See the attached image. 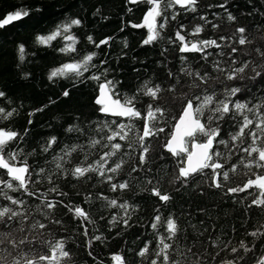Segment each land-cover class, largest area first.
I'll list each match as a JSON object with an SVG mask.
<instances>
[{
    "label": "snow or ice",
    "instance_id": "snow-or-ice-1",
    "mask_svg": "<svg viewBox=\"0 0 264 264\" xmlns=\"http://www.w3.org/2000/svg\"><path fill=\"white\" fill-rule=\"evenodd\" d=\"M127 2L129 4L142 3L147 6L140 23L130 22L132 28L146 29L147 34L142 44L151 45L166 39L167 43L173 45L175 50L181 53L179 56L181 66L176 73L172 70L168 71L167 75L173 82L166 89L161 84L145 81L131 95L118 92L116 87L118 82L107 78L108 69L105 68L98 74L91 71L93 68H98L94 63L99 55L96 51L51 70L48 76L50 81L56 78H69L73 84L84 82L85 79L95 81L98 95L94 103L98 106V112L113 119L94 122V126H90V132L79 125H69L65 132L76 133V140L63 144L59 151H53L58 138L50 136L41 144L40 153L52 152L51 158L45 161V165L51 167H37L29 163V157L37 154L36 149L25 151L20 146L28 135L29 129L25 128L24 132L20 133L11 128L0 127V200L4 201L0 204V226L7 229V231H0V264H69L71 262L72 253L67 249L65 238L38 239V237L52 236L51 232L45 233L44 231L49 224H63V221L53 216L58 204L66 207L72 213L73 219L80 222L79 227L83 229L81 234L86 238L88 249L92 248L95 241H104L106 237L103 234H94L89 237V229L86 225L95 224V221L84 207L63 204L62 200L49 198L51 193L57 196L67 195L59 191V186L54 184V178H67L70 175L74 180H81L91 179L92 175H95L97 183L107 184L109 191H126L131 187L133 180L140 179L134 176V173L142 170L152 173L153 170L150 167L144 169V165L149 163L148 154L151 151V143L148 141L152 137L159 138L162 133H165V125H168L170 121V130L166 133L162 144L163 150L170 154L176 164L175 174L170 182H179L181 186H187L191 178L199 175L209 181L210 187L222 189L224 183L229 182L231 176L242 167L247 170L242 174L248 178L236 187H228L224 194L231 196L247 193L237 202L244 205V202L251 197L250 202L245 205V213L247 214L255 207L259 209V215L264 217V99L256 103L247 99H236L242 89L229 86L225 82L235 81L237 78L244 79L243 73L250 65L255 74L249 77L250 79L262 75V71L257 69L264 70V62L254 64L252 60H243L239 62V67L235 66L238 60L233 57V54L238 51V48L233 47V44L243 46L253 43V40L246 35L247 29L237 27L227 36L201 38L206 25L211 24L213 30L218 29L220 25L208 20L207 16L200 15L198 19L204 23L193 25L191 31H188L184 24H179L172 36L165 37L163 33L169 23L176 21L180 15L176 9H182L186 13H196L199 0H127ZM208 7H219L227 11V0ZM128 10L131 11L130 8ZM29 15V10L25 8L6 13L0 19V28ZM213 15L218 14L213 13ZM236 19L231 12H227L228 22H235ZM81 24L82 21L79 18H71L58 25L50 34L38 35L36 42L49 46L51 41L61 37L65 44L59 51L64 54L76 53V45L79 41L71 30ZM112 39L113 37L109 36L97 42L91 35L87 36L88 42L96 49L108 46ZM123 43L124 47L128 46L127 41ZM212 48L218 51L215 53L209 51ZM224 48H230L231 51L225 53ZM164 51L167 49L165 48ZM254 51L264 61V51L260 48ZM18 53L19 59L23 61L25 48L22 44L18 46ZM188 53H199L200 60L204 64L200 68H194L193 62L186 55ZM243 55L249 56L250 53L245 52ZM213 56H227V61L221 59L209 61V57ZM105 63V60H101L100 66L102 67ZM209 64L212 72L223 74V80L220 76L213 77L210 74L207 70ZM85 73L91 74L85 77ZM181 77L188 78L186 87L193 91L190 96L188 92H184L179 97H173L174 102L178 99L180 103L177 113L169 118V109L152 102L159 100L160 94L164 91L175 93L177 85L181 84ZM212 80L219 83V90L215 86L209 89L208 85ZM62 95L68 97L70 91L65 89ZM140 96L148 97L152 101L143 110L137 107L140 103ZM4 97L5 93L0 91V98ZM43 110L44 108H38L28 115L31 117ZM17 114L15 108L0 107V122L10 120ZM137 121H142V125ZM31 123L32 120L29 119L28 124ZM229 124L231 130L228 131L227 138H224L221 136L222 126ZM81 136L86 138V143L80 142ZM98 148L100 149L97 154L98 158L88 163L92 150ZM78 153L83 154V160L67 168L66 164L71 163L73 155ZM134 155L137 163L129 170L128 178L117 181L120 172ZM234 157L237 159L233 163L231 161ZM160 159H164L163 155ZM254 168L257 171L253 172ZM160 171L157 169V173ZM33 177L36 178L33 179ZM143 179L144 183L152 185L150 189H147L150 194L158 198L159 202L168 204L172 197L169 193L162 191L161 180L149 175H145ZM44 182L53 186L46 191L34 190L36 184ZM24 196L36 200L37 203L30 204L28 200L23 199ZM95 199L101 201L105 209L118 210L117 214L111 215L108 220L109 230L117 224H123L125 228L130 226L131 212L137 210L135 205L128 201L121 202L117 198H110L103 193H98ZM92 202L91 194L85 196V204ZM154 212L156 214L150 224L153 230V240L146 241L136 252L142 264L143 261H147V264H207L203 255L211 256L215 260V257L219 256L222 251L228 252L232 259H221L219 264H241V262L243 264H264V254L254 260L248 257V254L256 249L255 241L264 238V223H259L252 230L245 231V236L253 238L251 244L241 239L237 246H232L231 239L223 240L220 236L215 238L208 236L201 241L199 237L204 236L208 229L200 230L196 225L190 224L196 239L191 245L181 246L179 241L182 234L184 240L188 237L177 218L171 213L164 216L158 207L154 209ZM34 215L43 219H34ZM101 219L104 217L101 216ZM232 231L233 233L237 231L235 226L232 227ZM14 232L24 235L17 239L13 235ZM153 241L155 242L154 248L151 247ZM197 244L203 247V255L193 252ZM209 245L217 249L214 255L208 252ZM14 252L15 255H13ZM188 254L195 259H191ZM88 255L92 256V252L89 251ZM9 257H11L10 262ZM93 259L95 260V257ZM110 259L112 264H127L120 253L112 254ZM100 264L103 262L101 261Z\"/></svg>",
    "mask_w": 264,
    "mask_h": 264
},
{
    "label": "trees",
    "instance_id": "trees-1",
    "mask_svg": "<svg viewBox=\"0 0 264 264\" xmlns=\"http://www.w3.org/2000/svg\"><path fill=\"white\" fill-rule=\"evenodd\" d=\"M224 2L225 0H199L196 13H186L177 8L176 11L180 15L176 21L169 23L163 35L165 37L172 36L179 24H184L187 30L191 31L193 25L204 23L198 17L205 15L208 20L219 24L220 27L213 30L211 24L206 25L205 31L201 33V38L227 36L237 27L247 29L246 35L253 40V43L243 46L233 44V47L238 48V51L233 54V57L238 60L236 67H239V62L243 60H252L254 64L264 62L254 51L256 48L264 51V0H227V11L219 7H208ZM20 8L29 10L30 15L0 28V91L5 93V97L0 98V107L15 108L18 112L10 120L0 122V127L11 128L20 133H23L25 128L29 129L28 135L20 146L25 151L36 149L37 154L34 157H29V163L37 167H51L45 165V161L51 158L52 152L40 153L41 144L50 136L58 138V143L53 146V151H59L63 144L76 140V133L65 132L69 125H79L90 132V126H94V122L113 119L98 112V106L94 103L98 95L95 81L85 79L84 82L75 84L69 78H56L50 81L48 76L52 69L96 51L99 55L94 63L98 68H93L91 71L98 74L103 69H108L107 78L118 82L116 85L118 92L131 95L145 81L161 84L166 89L173 82L167 75L168 71L172 70L176 73L181 66L179 60L181 53L176 51L173 45L167 43L166 39L151 45H143L142 40L146 37V29L130 26V22L140 23L142 21L143 14L147 10L145 4H129L127 0H0V19L6 13ZM129 8L131 11L128 10ZM227 12H231L237 18L235 22L227 21ZM213 13L218 15H213ZM71 18H79L82 21L81 26L73 27L71 30L79 41L76 45V53L64 54L59 51L65 44L61 37L51 41L49 46L36 42L38 35L50 34L58 25ZM89 35L97 42L109 36L113 39L108 46L96 49L88 42L87 36ZM124 41H127V47H124ZM21 44L25 48L23 61L19 59L18 53V46ZM165 48L167 51H164ZM209 51L215 53L218 50L212 48ZM223 51L228 53L231 49L224 48ZM245 52L250 55H243ZM186 55L193 62L194 68H200L204 64L200 60L199 53ZM212 59L227 61V56L209 57V61ZM101 60L106 61L102 67L100 66ZM251 67L250 65L243 73L244 79L237 78L235 81L225 82L229 86L242 89L236 99H247L256 103L264 99V70L257 69L262 71V75L250 79L249 77L255 75ZM207 70L213 77L220 76L221 80L224 79L223 74L212 72L210 64L207 66ZM90 74L85 73V77ZM187 82L188 78L181 77V84L177 85L175 93L164 91L160 94V99L155 102H152L148 97L140 96V103L137 104V107L143 110L148 103L152 102L169 109L168 116L170 118L177 113L180 103L178 99L174 102L173 97H179L184 92H188L190 96L193 91L186 87ZM213 86L218 90L220 88L219 83L215 80L210 81L208 85L210 90ZM65 89L70 91L68 97L62 95ZM45 105L47 107H44ZM38 108H44V110L29 117L28 114ZM29 119L32 120L31 124H28ZM137 123L142 125V121H137ZM170 126L171 121L165 125V133H162L159 138L152 137L148 141L151 143V151L148 154L149 163L144 165V169L150 167L153 170L152 173H146L143 170L134 173L133 175L140 179L133 180L131 187L126 191H109L107 184L97 183L95 175H92L91 179L81 180H74L70 175L67 178H54V184L59 186V191L67 195L57 196L55 193H51L49 198L57 201L62 200L63 204L84 207L95 221V224L86 225L89 229V237L94 234H103L106 237L104 241H95L92 248L88 249L86 238L81 234L83 229L79 227L80 222L73 219L72 213L60 204L55 209L53 216L55 219L63 221V224H49V227L44 231L45 233L51 232L52 236L38 237V239L65 238L67 249L72 253V260L69 264H100L101 261L103 264H112L111 255L116 253L122 254L127 264H142L141 258L136 255V252L146 241L153 240V230L150 224L156 214L154 209L158 207L164 216L173 214L181 228L186 230L188 238L184 240L182 234L179 241L181 246L191 245L196 239L190 224L196 225L200 230L208 229L204 236L199 237L201 241H204L208 236L213 238L220 236L223 240L231 239L232 246H237L241 239L251 244L253 238L245 236V231H250L259 223H264V217L259 215V209L255 207L250 209L247 214L245 213V205L250 202L251 197L244 202V205L237 202L247 193L231 196L224 194L228 187H236L248 178L242 174L247 170L242 167L238 168L237 173L231 176L229 182L224 183L222 189L210 187L209 181L199 175L191 178L187 186H181L179 182L171 183L175 174V160L162 148L164 137L170 130ZM229 130H231L230 124L223 125L221 136L227 138ZM80 142L86 143V138L81 136ZM99 151V148L92 150L88 163H92L98 158ZM162 155L164 159H160ZM236 159L234 157L231 162H236ZM81 160H83V154H74L71 163L66 164V167L71 168ZM136 163L134 155L133 159L120 172L117 181L127 179L129 170ZM157 169L161 170L160 173H157ZM252 171L257 170L254 168ZM145 175L155 176L161 180L162 191L169 193L172 197L168 204L159 202L158 198L150 194L147 189H150L152 185L144 183ZM35 178L33 177V179ZM52 186L44 182L36 184L34 190L46 191ZM98 193H103L110 198H117L121 202L128 201L137 207L136 211L131 212L132 218L129 221V227L125 228L123 224H117L109 230L108 220L111 215L117 214L118 210L103 208L102 202L95 199ZM88 194L93 197L91 204L84 203V198ZM23 199L28 200L30 204L37 203L36 200L27 196H24ZM3 203L4 201L0 200V204ZM101 216L104 219H101ZM34 219L43 218L34 215ZM44 222L47 223V221ZM233 226L237 229L235 233L232 231ZM0 231H7V229L0 226ZM118 233L119 235H117ZM13 235L19 239L24 234L14 232ZM255 243V251L248 254L252 260L264 254V238L255 241ZM151 247H155L154 241ZM89 251L92 252V256L88 255ZM216 251L217 249L212 248L211 245L208 246V252L214 255ZM193 252L203 255V247L197 244L193 248ZM15 254L14 252L13 255ZM188 255L191 259H195V257H191V254ZM225 258L232 259V256L226 251L220 252L215 260L211 256L203 255L207 264H219L220 260ZM10 261L11 257H9ZM143 264H147V261H143Z\"/></svg>",
    "mask_w": 264,
    "mask_h": 264
}]
</instances>
